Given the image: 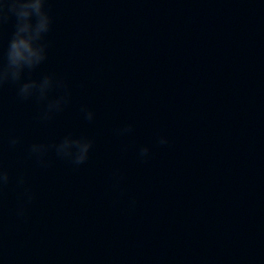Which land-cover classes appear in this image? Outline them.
Returning a JSON list of instances; mask_svg holds the SVG:
<instances>
[{
  "label": "clouds",
  "instance_id": "clouds-1",
  "mask_svg": "<svg viewBox=\"0 0 264 264\" xmlns=\"http://www.w3.org/2000/svg\"><path fill=\"white\" fill-rule=\"evenodd\" d=\"M48 0H0V37L3 26L14 17V31L8 39L6 51H0V92L6 84L16 87L19 99L34 100L41 105L38 119L47 123L53 117L64 110L70 103L71 91L67 81L58 77L55 73H45L39 79L31 78V73L47 60L48 43L47 34L51 31L52 17L45 5ZM27 77V78H26ZM58 94L53 96L52 93ZM81 113L85 120L92 122L95 113L87 106L81 107ZM133 131L131 124L117 130V134L124 136ZM19 136H10L8 145L15 148L21 144ZM160 145L168 144L166 137H159ZM93 141L86 137L74 138L71 134L64 136L55 143H33L28 147V155L35 158L41 167H48L49 153L69 161L74 166L83 165L89 159ZM150 154L148 146L140 147L138 158L147 160ZM117 184L122 179L117 170L114 172ZM12 182L10 172L5 168L0 156V211L3 208V190ZM17 186L23 188L19 197L16 214L25 217L27 205L31 204L34 194L30 188L25 187L26 177L20 175L16 178ZM135 204V201H132Z\"/></svg>",
  "mask_w": 264,
  "mask_h": 264
}]
</instances>
